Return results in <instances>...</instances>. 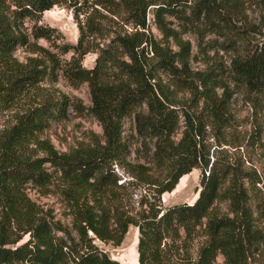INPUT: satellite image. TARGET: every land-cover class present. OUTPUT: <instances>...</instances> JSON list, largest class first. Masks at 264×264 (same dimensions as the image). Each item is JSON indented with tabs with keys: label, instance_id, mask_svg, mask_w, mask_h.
Here are the masks:
<instances>
[{
	"label": "trees",
	"instance_id": "1",
	"mask_svg": "<svg viewBox=\"0 0 264 264\" xmlns=\"http://www.w3.org/2000/svg\"><path fill=\"white\" fill-rule=\"evenodd\" d=\"M217 1L199 0L195 9L198 16L207 12L212 14L211 23L216 22V17L228 21L227 13ZM113 2L127 15L135 30L115 37L111 45L102 49L96 65L86 68L75 60L62 66L50 50L30 41V35L54 39V28L35 25L29 34L21 29L27 18L37 22L57 4H67L79 16L85 11L78 5L80 0L9 3L0 0V111L12 107L48 77L57 80L59 69L72 83L88 82L92 101L86 107L65 94L53 93L19 113L15 122L2 131L0 264H123L100 248L96 238L120 245L132 224L140 230L138 264H162L165 240L175 239L181 231L189 235L199 225H205L209 238L197 259L187 264H216L219 252L225 255L226 264H244L251 246L264 240L257 225L264 214V205L258 202L256 209L253 206L250 189L245 184V178L251 175L218 157L214 159L207 148L208 123L222 134L232 124L231 95L227 87L215 83L210 73L202 74L200 83L195 79L191 83V44L166 23V16L181 14L180 8L188 0ZM152 9L164 40L175 38L179 51L162 47L148 33V13ZM262 22L264 28V18ZM79 25L78 45H65V52L71 48L79 51L83 45L86 32L81 20ZM25 45H31L33 52H39L50 64L38 57L27 62L17 59L14 55L17 47ZM149 52L158 57L156 63L149 62ZM118 54L126 58L121 59ZM109 66L118 69V76L110 81L104 77ZM230 69L236 81L255 91H264V35L254 50L238 52ZM160 71L174 78L173 83L180 90L192 91L195 104L179 107L170 88L158 77ZM221 87L224 92L219 94L217 89ZM71 108L79 113L88 109L100 121L103 141L86 150L60 153L41 135L52 121L66 118ZM132 112L137 133L154 141V164L171 171L168 181L159 182L150 175L148 167V184L156 189L148 200V209L137 216L123 212L107 196L110 185L117 183L110 172L112 162L124 163L130 154L123 121ZM182 127L181 137L176 141L174 135ZM195 168L201 172L196 200L163 207L161 196L173 190L180 178ZM53 173L62 174L70 184L66 196L73 216L71 226L41 213L25 193L28 182L45 186ZM222 201L229 203V214L225 216L215 213L216 203ZM15 234L18 235L14 237ZM25 235L29 238L19 243ZM260 264H264V253Z\"/></svg>",
	"mask_w": 264,
	"mask_h": 264
},
{
	"label": "rangeland",
	"instance_id": "2",
	"mask_svg": "<svg viewBox=\"0 0 264 264\" xmlns=\"http://www.w3.org/2000/svg\"><path fill=\"white\" fill-rule=\"evenodd\" d=\"M117 1V0H116ZM199 0H188L180 9L181 14L167 15L166 23L177 35L191 44V57L189 68L196 83L202 74L210 73L215 83L227 87L232 113V124L222 133L208 123L206 132L207 148L214 154V159L224 160L239 167L248 173L245 184L249 187L254 208L257 203L264 205V91L259 92L247 87L244 83L236 81L231 74L232 59L238 52L248 53L254 50L261 42L264 35L263 0H218L216 3L221 8L228 21L215 18L211 23L212 14L203 13L198 16L197 4ZM9 3L10 0H7ZM84 7L77 16L72 7L67 4H57L49 11H45L39 21L27 18L22 26V31L31 33L35 25L55 29L54 39L48 41L44 38L36 39L29 36L32 43H37L50 50L62 66L70 65L74 60L80 62L82 67L93 68L102 49L113 43L120 34L133 32L134 26L128 22L127 15L122 12L113 0H80L78 4ZM80 20L84 25L86 38L79 51L71 48L65 52V45H78L80 37ZM148 33L161 44L173 52L179 51L176 39L171 37L164 40V33L159 29L153 9L148 13ZM15 57L22 62L29 61L32 57L50 61L39 52H33L31 45L18 46ZM121 59L126 57L118 54ZM158 57L152 52L148 53L151 64L156 63ZM181 68L182 65L176 62ZM58 79L51 81L50 77L32 87L12 107L0 111V136L3 130L11 126L19 113L29 107L40 103L47 95L53 93L65 94L76 103H83L90 107L91 90L88 82L72 83L68 80L63 69L58 70ZM118 76V69L109 66L105 72V79L114 80ZM158 77L170 88L178 106L194 105L195 99L192 91L180 90L173 83L174 78L160 71ZM182 83V82H181ZM219 94L224 88L217 89ZM201 105V104H200ZM196 109V107H194ZM183 120V118H181ZM183 127L174 135L176 141L181 137ZM124 137L130 148L126 162L117 161L111 164L112 179H117L116 184H111L107 196L112 197L114 206L123 212L137 216L148 209V200L155 191V185L148 184V167L150 175L159 182L169 180L170 169L158 167L153 162L154 141L142 138L136 130L135 113L132 112L123 121ZM103 127L100 121L88 109L83 113L71 108L67 117L54 120L42 133V139L50 140L60 153L86 150L97 142L103 141ZM252 173V174H251ZM137 174V176H136ZM201 172L195 168L189 174L182 176L176 187L161 196V205L168 207L180 203H193L198 197ZM69 182L60 173H53L51 181L45 186L33 182L25 185V193L35 203L44 215L60 220L65 225H72V212L70 200L66 194L69 191ZM215 213L219 216L229 214V203L217 202ZM255 215L258 217L259 213ZM230 216H232L230 214ZM258 227L264 233V214L257 220ZM15 234L14 237H16ZM91 235V233H90ZM29 238L25 235L19 242ZM209 236L205 225H199L191 234L181 231L175 239L168 238L163 243L165 260L162 264L191 263L198 257L200 248L206 244ZM140 230L136 225H130L124 241L120 245L113 242L105 243L96 238L97 245L106 251L112 259L123 264L139 263ZM138 251V256L134 250ZM264 253V240L251 246L244 264H260ZM216 264H226V257L219 252Z\"/></svg>",
	"mask_w": 264,
	"mask_h": 264
},
{
	"label": "bare ground",
	"instance_id": "3",
	"mask_svg": "<svg viewBox=\"0 0 264 264\" xmlns=\"http://www.w3.org/2000/svg\"><path fill=\"white\" fill-rule=\"evenodd\" d=\"M134 251H135L136 255L138 256V251L136 249Z\"/></svg>",
	"mask_w": 264,
	"mask_h": 264
}]
</instances>
